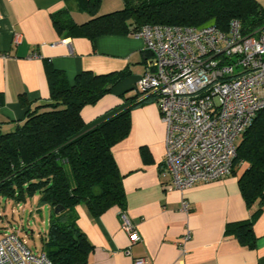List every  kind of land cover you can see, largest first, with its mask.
Here are the masks:
<instances>
[{"label":"crops","instance_id":"obj_1","mask_svg":"<svg viewBox=\"0 0 264 264\" xmlns=\"http://www.w3.org/2000/svg\"><path fill=\"white\" fill-rule=\"evenodd\" d=\"M257 1L264 7V0ZM123 6V0H101L99 15ZM55 16H69L77 25L91 19L79 8L78 0H0L2 132L14 130L24 120L28 107L20 103V96H25L32 108L48 102V67L63 72L70 83L86 71L96 75L127 73L97 104L83 108L88 127L126 107L127 98L142 100L132 109L130 134L113 148L123 177L125 211L142 240L130 243L121 227L120 209L93 217L85 205H80L77 226L93 245L87 264H134L139 258L146 259V264H264V211L254 222L253 247L241 244L228 232L229 224L249 220L258 209L247 206L239 174L184 191L166 187L167 180L160 173L165 158V126L155 96L139 94L136 88L152 60L144 41L134 35L103 36L95 42L67 35L56 29ZM184 201L189 213L182 210ZM0 229L2 237L15 227L7 222ZM187 230L192 232V240L183 255L179 242Z\"/></svg>","mask_w":264,"mask_h":264},{"label":"trees","instance_id":"obj_2","mask_svg":"<svg viewBox=\"0 0 264 264\" xmlns=\"http://www.w3.org/2000/svg\"><path fill=\"white\" fill-rule=\"evenodd\" d=\"M78 1L91 19L77 25L69 16H55L54 25L60 33L92 42L103 36L133 35L148 25H215L229 32L231 22L237 20L245 36L264 27V7L257 0H123L121 10L105 15H99L101 0ZM46 74L48 102L32 108L31 102L20 96V103L28 107L24 120L12 131L0 130V197L22 205L39 195V207L50 209L40 253L53 264H87L93 245L77 226V207L85 205L93 217L113 208L125 210L123 177L113 147L130 134L132 109L142 100L127 98L126 107L88 127L83 108L97 104L127 73L96 75L86 71L77 75L74 83L51 67ZM147 156L145 152L149 161ZM232 174L240 175L239 187L247 206L258 209L249 220L229 224L228 232L241 244L253 247L254 222L264 211V110L242 135ZM57 207L63 210L56 213ZM9 232L19 235L14 229Z\"/></svg>","mask_w":264,"mask_h":264},{"label":"built area","instance_id":"obj_3","mask_svg":"<svg viewBox=\"0 0 264 264\" xmlns=\"http://www.w3.org/2000/svg\"><path fill=\"white\" fill-rule=\"evenodd\" d=\"M133 35L152 59L136 87L155 96L167 128L160 172L166 187L184 191L229 177L242 135L264 110V27L245 36L237 20L229 32L215 25H148ZM182 210L190 212L186 201ZM118 214L130 243L141 242L126 211ZM191 240L187 230L179 242L183 255ZM0 264L53 262L9 232L0 237Z\"/></svg>","mask_w":264,"mask_h":264},{"label":"rangeland","instance_id":"obj_4","mask_svg":"<svg viewBox=\"0 0 264 264\" xmlns=\"http://www.w3.org/2000/svg\"><path fill=\"white\" fill-rule=\"evenodd\" d=\"M157 106L159 109L158 103ZM163 125L166 133V124L163 123ZM38 200L39 195H36L26 204L18 205L9 199L0 197V226L6 225L7 222L10 223L12 227H15V231H19V235L26 240L28 247L35 253L42 252V239L48 230L50 215L48 206L39 207Z\"/></svg>","mask_w":264,"mask_h":264},{"label":"water","instance_id":"obj_5","mask_svg":"<svg viewBox=\"0 0 264 264\" xmlns=\"http://www.w3.org/2000/svg\"><path fill=\"white\" fill-rule=\"evenodd\" d=\"M62 210H63L62 207H57V208H55V212H56V213H60Z\"/></svg>","mask_w":264,"mask_h":264}]
</instances>
